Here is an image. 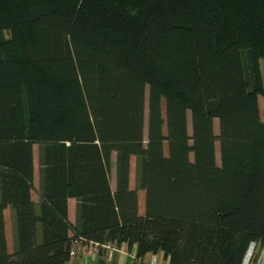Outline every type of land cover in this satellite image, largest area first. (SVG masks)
<instances>
[{
	"label": "trees",
	"instance_id": "1",
	"mask_svg": "<svg viewBox=\"0 0 264 264\" xmlns=\"http://www.w3.org/2000/svg\"><path fill=\"white\" fill-rule=\"evenodd\" d=\"M261 58L264 0H0V264H65L75 240L241 264L264 243Z\"/></svg>",
	"mask_w": 264,
	"mask_h": 264
},
{
	"label": "built area",
	"instance_id": "2",
	"mask_svg": "<svg viewBox=\"0 0 264 264\" xmlns=\"http://www.w3.org/2000/svg\"><path fill=\"white\" fill-rule=\"evenodd\" d=\"M99 248H103L105 250V259L107 261L113 260L114 255L118 253V254H126L130 258L129 264L145 263V261H142L136 257L133 250L131 252H127L126 245L124 243L117 245L115 242L113 243L107 242V243L99 244L97 242H92V241L75 240L70 248L69 257L71 259L73 256L79 254L82 257V259H84V264H92L94 261H96L98 257ZM145 264H157V262L155 258L151 256V258L148 259V261ZM252 264H256V261L253 262V258H252Z\"/></svg>",
	"mask_w": 264,
	"mask_h": 264
},
{
	"label": "rangeland",
	"instance_id": "3",
	"mask_svg": "<svg viewBox=\"0 0 264 264\" xmlns=\"http://www.w3.org/2000/svg\"><path fill=\"white\" fill-rule=\"evenodd\" d=\"M259 64H260V69H261V74H262V78H263V82H264V59L261 58L259 60ZM258 100V108H259V114H260V119L264 122V100H263V97L262 96H258L257 98ZM190 113L188 112L187 113V129L188 131L190 132L191 131V124H190ZM214 132L217 134L218 133V122L217 120L214 121ZM37 152H38V146L37 145H34L33 146V153H34V161L36 163V168H37ZM114 156L115 154L113 153L112 155V159L114 160ZM215 158H216V161L217 163H219V146H218V143H215ZM130 178H131V181H130V186L131 187H135V157H132L131 158V170H130ZM38 174V173H37ZM115 174V170H114V166L111 168V177ZM37 188H38V185H37ZM112 188H114V185H112ZM35 194H37V189H34L33 191V194H32V198H36ZM143 195L144 193L142 191H139V196L140 198H142V203H140V207L143 208ZM11 221H10V218L7 216L6 217V230H5V233H6V239H7V242H8V246L10 248V245L12 244V228H11ZM121 256L120 254L116 253L114 255L115 259V263H119L120 264V261H121ZM106 262L109 264L110 261H107ZM95 264V263H94Z\"/></svg>",
	"mask_w": 264,
	"mask_h": 264
},
{
	"label": "crops",
	"instance_id": "4",
	"mask_svg": "<svg viewBox=\"0 0 264 264\" xmlns=\"http://www.w3.org/2000/svg\"><path fill=\"white\" fill-rule=\"evenodd\" d=\"M35 163V161H34ZM38 170L36 168V163H35V170H34V188L36 189L37 188V185L39 184V179H38ZM131 174V173H130ZM130 181H131V178H130ZM112 185H115V174L111 177V186ZM33 194V192H32ZM36 198H32V200L37 203V194H35ZM76 203H77V200L75 198H69L68 201H67V214H68V219L71 223H75L76 221ZM4 215H5V219L6 217L8 216L10 218V221H11V228H12V244L10 245V248L8 246V249L9 250H12L13 249V243H14V221H13V217H12V211L9 207H7L4 211ZM7 245H8V242H7ZM257 253H258V256L260 255V253L262 251H264V243L262 244H259L257 247ZM122 255V254H120ZM152 257L155 258L157 264H168V260L164 258L163 254L162 253H157V254H146L143 258V261H145V263L148 261V259H150ZM143 263V264H145ZM65 264H84V259H82V257L77 254L75 256H73L67 263Z\"/></svg>",
	"mask_w": 264,
	"mask_h": 264
},
{
	"label": "clouds",
	"instance_id": "5",
	"mask_svg": "<svg viewBox=\"0 0 264 264\" xmlns=\"http://www.w3.org/2000/svg\"><path fill=\"white\" fill-rule=\"evenodd\" d=\"M256 253V242L250 240L242 254L241 264H252V258ZM256 264H264V251H262L256 260Z\"/></svg>",
	"mask_w": 264,
	"mask_h": 264
}]
</instances>
